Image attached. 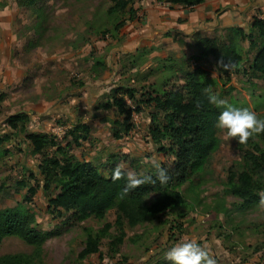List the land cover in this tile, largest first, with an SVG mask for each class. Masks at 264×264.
I'll use <instances>...</instances> for the list:
<instances>
[{"label": "rangeland", "instance_id": "obj_1", "mask_svg": "<svg viewBox=\"0 0 264 264\" xmlns=\"http://www.w3.org/2000/svg\"><path fill=\"white\" fill-rule=\"evenodd\" d=\"M128 1L144 18L142 2L147 0ZM113 2L0 0V136L8 135L0 145V208L25 202L35 213L36 227L46 238L33 264H155L167 260L166 253L188 239L204 247L215 264H239L256 249L264 262V205L241 208V201L226 192L229 172L238 171L243 162L235 139H225L224 130L219 129L220 147L205 170L180 188L186 203L151 222L125 226L123 242L117 246L120 233L114 210L101 220L76 221L73 212L58 213L49 207L58 189L45 193L37 178L28 177L31 171L36 174L44 153L54 149L35 153L24 140L25 132L8 125V117L19 112L28 114L26 130L52 134L63 146L70 141L65 136L73 125H89L88 139L68 150L96 165L103 176L114 167L137 176L149 173L154 162L170 167L174 158L159 151L149 134L154 104L133 112L131 131L119 138L114 131L124 129L125 116L105 106L116 96L134 110L137 103L127 90L137 89L139 99L146 91L155 95L174 84L183 86L184 72L196 67L206 71L216 97L226 102L221 111L226 106L248 108L264 118L263 77L236 74L212 59L198 61L185 36H154L153 43L139 47L142 19L113 32L105 17ZM256 13L264 16L262 9ZM105 28L111 31L104 32ZM125 45L133 52L124 53ZM23 180L29 185L23 186ZM30 186L37 189L34 195ZM107 223L112 226L99 252L81 258L87 230L99 231ZM33 251L15 236L0 244V255Z\"/></svg>", "mask_w": 264, "mask_h": 264}, {"label": "trees", "instance_id": "obj_2", "mask_svg": "<svg viewBox=\"0 0 264 264\" xmlns=\"http://www.w3.org/2000/svg\"><path fill=\"white\" fill-rule=\"evenodd\" d=\"M158 1L192 9L205 0ZM105 17L116 33L127 23L140 19L138 10L128 0H114L105 11ZM105 31L111 30L105 28ZM96 32L100 33L101 30ZM167 35L172 34L167 32ZM190 46L198 61L212 59L219 66L227 65L236 74H253L264 78V19L257 15L252 17L247 27L228 26L213 37L197 31L191 36ZM184 74L183 86L174 84L155 95L146 91L138 99L137 89L127 90L129 97L137 103L134 110L116 96L105 106L125 116L122 123L124 129L114 131V135L119 138L131 131L132 125L128 122L133 112L142 111L144 104H154L156 112L150 114L149 134L159 151L174 158L170 167H164L170 177L167 184H160L156 179L157 169L153 167L149 173L138 177L151 176L154 183L143 184L126 195H122L127 182L128 172L125 169L120 168L125 177L118 180L113 179L117 167L112 168L108 176H103L96 165L79 160L68 150L72 145L80 146L88 139L91 132L89 125L79 122L73 125L65 136L70 137V141L63 146L52 134L26 130L29 120L27 113L19 112L9 116L8 125L13 129L20 127V131L25 132L24 140L30 143L35 153L54 149L51 153H44L36 174L31 171L28 176L37 178L45 193L58 189L57 194L49 199V207L58 213L73 212L76 221L89 218L101 220L114 210V224L120 233L115 241L117 246L123 242L125 226L135 227L151 222L159 215L183 206L186 198L180 188L192 183V179L205 170L212 154L220 147L221 139L216 124L222 112L216 104L210 102L209 97L216 95L211 81L207 80L206 71L196 67ZM114 124L120 122L115 121ZM7 137L0 136V145L7 141ZM235 141L243 163L238 171L229 172L226 192L237 197L241 201L240 207L247 209L259 204V193L264 192V133L255 135L247 144ZM22 185L29 184L23 180ZM36 191L35 186L29 187L30 195ZM25 199L29 200L30 196ZM111 226L107 223L99 231L87 230L81 258L99 252L101 241L109 235ZM11 236L33 246L34 251L0 255V264H33L40 258L46 236L36 227V215L25 202L0 208V244ZM155 264L171 262L165 260Z\"/></svg>", "mask_w": 264, "mask_h": 264}, {"label": "crops", "instance_id": "obj_3", "mask_svg": "<svg viewBox=\"0 0 264 264\" xmlns=\"http://www.w3.org/2000/svg\"><path fill=\"white\" fill-rule=\"evenodd\" d=\"M142 4L144 18L140 17L142 21L138 28V40H141L139 47L153 43L151 39L154 36L167 38L172 35L185 36L191 43V36L197 31L217 34L222 28L228 26L245 27V23L257 15L256 12L264 10V0L262 2L259 0H205L204 3L192 9L171 6L156 0L143 1ZM220 8L221 10L218 11ZM263 17L260 16V18ZM167 32L172 35H167ZM128 45L131 46V44ZM128 45L122 48L124 53L133 52L128 51L130 48L126 50ZM137 48L134 47V51ZM260 251L256 249L239 264H264L259 258Z\"/></svg>", "mask_w": 264, "mask_h": 264}, {"label": "clouds", "instance_id": "obj_4", "mask_svg": "<svg viewBox=\"0 0 264 264\" xmlns=\"http://www.w3.org/2000/svg\"><path fill=\"white\" fill-rule=\"evenodd\" d=\"M209 99L218 107L226 104L224 100L218 99L216 96H210ZM216 127L224 130L225 139H236L239 144H247L255 135L264 133V119L258 117L254 111L248 108L226 106L218 117ZM154 166L157 169L156 179L161 185L167 184L170 179L167 170L155 162ZM124 177L125 174L117 167L114 170L113 179L118 180ZM126 181L122 195L128 194L143 184L154 183L151 176L138 177L132 172L126 174ZM259 196L260 204L264 205V192H260ZM166 259L171 264H215V260L211 258L206 249L192 239L184 240L173 246L166 253Z\"/></svg>", "mask_w": 264, "mask_h": 264}]
</instances>
